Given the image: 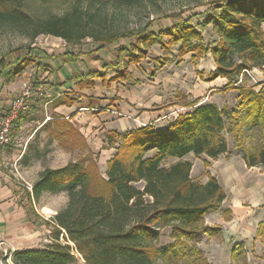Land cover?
Here are the masks:
<instances>
[{
  "label": "trees",
  "instance_id": "16d2710c",
  "mask_svg": "<svg viewBox=\"0 0 264 264\" xmlns=\"http://www.w3.org/2000/svg\"><path fill=\"white\" fill-rule=\"evenodd\" d=\"M52 1L0 0V36L29 35L34 41L49 35L63 39L69 46L89 38L102 46L131 40L129 47H120L119 51L137 62L146 57L144 50L151 44L160 43L169 50L181 43L182 56L192 53L193 59L208 54L213 57L216 69L211 79L229 82L222 91L234 90L235 78L243 72L264 67V0L210 1L209 9L201 15L205 18L202 25L212 26L218 37L214 46L205 45L203 33L191 17L183 16L185 11L167 16L172 25L159 27V33L150 31L149 22L144 27L97 37L89 33L77 1L61 16H38L33 12V3ZM90 1L133 7L153 0ZM165 35L170 42L163 41ZM36 60L33 53L11 63L2 59L0 79L10 84ZM121 64L118 61L116 67ZM103 68V72L90 76L104 78L109 65ZM120 74V80H132L127 73ZM238 90L241 102L234 109L195 100L182 104L191 109L179 113L164 129L147 125L124 135L109 132L110 147L118 139L122 144L108 161L106 178L98 165L87 159L58 169L46 168L33 185L34 199L39 200L45 193H66L68 202L54 218L44 221L52 227V243L43 249L16 251L14 264H75L80 259L85 264H211L204 258L200 242L191 245L189 239L200 233L209 238L221 233V227L206 225V216L223 205L226 193L212 175L206 183L195 182L191 177L193 165L184 159L193 154L217 160L227 154L229 144L224 132L228 129L247 167H264V90L257 92L246 86ZM61 122L59 125L70 124ZM22 123L23 117L16 131ZM151 152L155 154L148 156ZM170 159L177 162L166 166L164 163ZM167 228L172 242L164 245L160 239ZM239 249L232 252L234 262L245 259Z\"/></svg>",
  "mask_w": 264,
  "mask_h": 264
},
{
  "label": "rangeland",
  "instance_id": "374dc122",
  "mask_svg": "<svg viewBox=\"0 0 264 264\" xmlns=\"http://www.w3.org/2000/svg\"><path fill=\"white\" fill-rule=\"evenodd\" d=\"M76 1L89 33L97 37L144 27L149 22L152 23L150 31L159 33V27L172 25L167 16L185 11L183 16L191 17L203 33L205 45L214 46L218 41L213 27L202 25L205 18L201 14L209 9L208 3L212 0H153L133 7L99 5L90 0H55L47 4L33 3L32 10L38 16H61ZM195 14L199 16L195 18ZM163 41L170 42L166 35ZM130 42L121 40L102 46L89 38L80 45L69 46L63 39L49 35H41L34 41L29 35H1L0 61L4 59L11 63L31 53L37 56L35 64H30L12 85L8 99L0 101L3 113L8 112L26 84L42 90V93L33 91L29 111L23 116L20 129L14 128L9 150H20L26 159L46 168L62 167L81 159H87L88 163L94 161L101 176L106 178L108 161L122 144L118 139L116 145L110 147L109 132L124 135L147 125L164 129L178 113L191 109L182 107L184 103L196 100L201 104H216L221 109H234L241 102L239 87L246 86L257 92L264 90V67L243 72L235 78L234 90L222 91L228 88L229 82L222 78L211 79L210 74L216 67L210 54L193 59L192 53L180 54L181 43L169 50L155 43L144 50L146 57L137 62L131 55L119 51L120 47H129ZM118 61L122 64L116 67ZM64 62L75 75L74 79L79 80L78 85L67 82L63 87L64 83L60 84L62 79L67 81V73L71 75L62 66ZM105 65L109 68L104 78L90 76L103 72ZM120 73H127L132 80H120ZM1 82H4L3 78ZM59 100L65 104H59ZM62 106L69 111H62ZM65 113L70 116L66 118ZM61 121L70 124L59 125L64 123ZM226 122L229 127V120ZM58 131L63 134H56ZM224 136L229 151L217 160L193 154L184 159L193 165L191 177L195 182L206 183L212 175L226 193L223 205L206 216V225L221 227V233L213 238L200 233L189 242L193 245L199 241L204 258L211 264H264V167L248 168L242 150L236 147L228 129ZM154 154L151 152L148 156ZM176 162L170 159L164 164L169 166ZM67 199L66 193L44 197L37 205L39 217L44 221L51 220L55 217V209L59 213L66 207ZM44 205L54 210L41 209ZM170 231L169 228L162 231V244L172 242ZM237 247L243 251L245 259L234 262L232 252ZM75 264L85 263L80 259Z\"/></svg>",
  "mask_w": 264,
  "mask_h": 264
},
{
  "label": "crops",
  "instance_id": "0c3cea01",
  "mask_svg": "<svg viewBox=\"0 0 264 264\" xmlns=\"http://www.w3.org/2000/svg\"><path fill=\"white\" fill-rule=\"evenodd\" d=\"M64 63L65 65L62 66L67 68V62ZM67 70L69 69L67 68ZM70 73L71 75L66 74V82L64 79L60 82V84L64 83L63 87L67 86V82L78 85L79 80L74 79L75 75H73L72 71ZM19 77H16L10 84L0 83V101L8 99L10 89L12 85L18 82ZM60 77L62 76L60 75ZM32 98L34 97L32 96L29 99L28 104ZM60 109L65 112L69 111L65 106ZM2 110V107H0V118L5 114ZM185 112L188 111L180 113ZM63 115L66 118L70 116L69 113ZM20 153L21 151L17 149H0V240L5 241L7 245L15 247L17 251L43 249L52 243L50 236L52 227L39 217L41 213L37 205L44 197L55 195L45 193L39 200L36 201L34 199L30 186L33 188L39 175L46 167L41 166V164H34L33 160L25 158V153ZM62 167H51L50 169ZM44 208L53 209L47 205L41 206V209ZM57 213L58 211L55 209L53 216ZM42 218H44L43 215Z\"/></svg>",
  "mask_w": 264,
  "mask_h": 264
},
{
  "label": "built area",
  "instance_id": "2783aa9c",
  "mask_svg": "<svg viewBox=\"0 0 264 264\" xmlns=\"http://www.w3.org/2000/svg\"><path fill=\"white\" fill-rule=\"evenodd\" d=\"M33 91L42 93L41 88L26 84L22 94L12 102L8 112L0 118V149H8L11 145L15 125L21 117L27 114L28 101L32 97ZM32 189L30 186L31 191ZM16 251L15 247L0 240V264H14L13 257Z\"/></svg>",
  "mask_w": 264,
  "mask_h": 264
}]
</instances>
